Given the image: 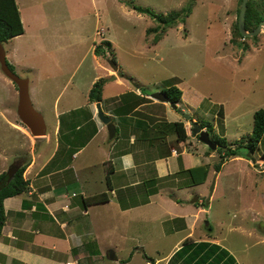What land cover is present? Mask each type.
Masks as SVG:
<instances>
[{"label": "rangeland", "instance_id": "374dc122", "mask_svg": "<svg viewBox=\"0 0 264 264\" xmlns=\"http://www.w3.org/2000/svg\"><path fill=\"white\" fill-rule=\"evenodd\" d=\"M52 1L54 14L39 13L40 27L26 24L24 43L15 42L20 65L28 70L19 71L10 66L19 78L28 80L30 101L43 117L46 135L53 131L56 110L61 112L85 104L88 82L99 72L93 65V45L104 47L102 54L97 56L99 65L111 71L110 75L118 71V75L126 76L133 87L141 86L143 94L151 95L173 85L178 87L182 91L178 107L194 108L193 117L199 123L202 120L211 123L214 132L227 141L233 142L251 133L253 113L264 109V30L254 39H242L234 33L241 0ZM254 1L264 9V0ZM127 3L157 15L179 13L189 7L191 11L184 23L167 29L161 40L153 44L158 24L149 16L130 9ZM48 19L57 28L44 33L43 24ZM103 42H109L110 48L107 49ZM11 44L14 42L4 44L6 52ZM9 60L6 59L8 65ZM111 63L116 64V72ZM0 79H3V83L0 81V103L7 106L0 107V165L15 142L19 145L22 166L30 162L31 152L36 154L38 147L44 146L49 153L50 144H41L44 137L30 136L16 113V86L1 71ZM105 83L103 80V85ZM6 84L13 86L12 91ZM108 87L103 97L121 90L113 85ZM13 125L22 128L29 141L20 138V132ZM262 153L264 138L251 160L229 159L217 179L212 175L210 182L201 187L180 183L179 190L166 198L167 204H171L176 197L181 200L186 196L185 202H180L179 209L174 212L182 211L191 217L196 209L190 202L200 194L204 205L197 204L199 220L193 237L215 238L231 253L236 264H264V214L253 216L262 210L261 199L257 197L258 187L264 186ZM208 154L214 155L213 167L219 155L215 150ZM212 184L214 188L210 194ZM70 188L72 190V185ZM148 212L158 220L168 218L164 209L157 206L142 207L120 215L102 229V237L92 242L91 251L98 254L97 250H101L99 264H115L107 257L109 251L119 259H125L129 252L135 253L128 264L154 261L167 255L187 234L180 232L159 238V222H142ZM88 260V264H96L93 259Z\"/></svg>", "mask_w": 264, "mask_h": 264}, {"label": "crops", "instance_id": "0c3cea01", "mask_svg": "<svg viewBox=\"0 0 264 264\" xmlns=\"http://www.w3.org/2000/svg\"><path fill=\"white\" fill-rule=\"evenodd\" d=\"M15 2L24 33L7 41L5 44H14L9 45L7 52L4 50L11 66L27 71L28 67L25 69L20 65L15 42L24 43L26 24L40 27L39 13L54 14V3L52 0ZM43 25L44 33L57 28L50 19ZM99 30L105 33L103 29ZM93 58L94 69L99 72L88 82L85 104L54 112L53 131L41 142L50 144V152H45L44 146L38 147L34 155L31 152L32 158L23 174L28 181L27 191L3 201L5 219L0 235V264H88V259L99 264L102 262L99 260L101 250H97L98 254L91 251L92 242L101 239L102 229L124 213L152 206L164 209L168 217L158 220L148 212L142 220L159 222V238L180 232L187 234L167 255L154 261L148 259L145 264H236L231 253L215 238L193 237L199 220L198 206H194L196 211L190 217L182 211L174 212L179 209L180 202H185L186 196L181 200L176 197L171 204L166 202L167 197L179 190L180 183L188 185V169L208 165L207 182L205 180L200 187L209 183L212 175L216 179L220 175L212 169L214 155L208 154L207 146L191 133L192 122L198 123L193 117L194 108L178 107L180 101L176 103L180 111L191 116L190 121H186L168 104L143 94L141 86L135 89L126 76L118 75V71L114 80H110L111 71L99 65L97 56L93 55ZM98 80L106 82L99 104L114 125L115 133L111 139L105 125L97 118V103L88 100V93ZM109 85L121 90L103 97ZM6 87L11 90L13 86L6 84ZM0 107L7 106L1 102ZM180 122L187 136L185 142L177 140L173 127L174 123ZM13 126L20 132V138L29 141L22 128ZM18 152L19 145L13 142L10 153L0 165V174L8 165L21 160ZM258 188L262 210L253 216L264 214V186ZM92 196H102L100 203L90 204L88 199ZM196 197L198 205H202L200 194ZM254 205L251 204L252 208ZM110 252L107 257L115 264H128L135 258L132 252L125 259H119L112 252L115 259H111Z\"/></svg>", "mask_w": 264, "mask_h": 264}, {"label": "trees", "instance_id": "16d2710c", "mask_svg": "<svg viewBox=\"0 0 264 264\" xmlns=\"http://www.w3.org/2000/svg\"><path fill=\"white\" fill-rule=\"evenodd\" d=\"M127 6L137 13H142L149 16L158 24L157 28L155 29L156 33L152 42L153 44H157L161 40L167 29L184 23L185 18L188 17L191 11V7H189L183 12H172L167 15H157L147 9L140 8L131 3H127ZM237 13H239V11H237ZM261 21H264V9H261L254 0H248L244 22L245 29L247 31H252ZM23 33L24 29L15 0H0V44L3 45L13 37L20 36ZM234 33L239 38H242L237 28V21L234 25ZM254 38L255 37H252V39ZM103 43L107 49L110 48L111 45L109 42ZM101 47L104 49L103 45H101ZM102 48H100V46L94 48V53L96 56L102 54ZM243 48L246 49V46L244 45ZM112 62H115L114 58H112ZM8 66L10 70H12L10 67L11 65ZM102 86L103 80H98L94 83L93 87L88 93L89 102H101ZM162 92L168 96L169 102L175 104L178 103L182 98V91L175 85L163 88ZM198 124L201 130H206L209 133L211 141L217 145L215 152H217L219 155V161L213 166V168L215 172L218 173L229 159L245 158L246 160H251L253 154L260 149L262 139L264 138V109H258L253 113V125L251 133L246 137L237 139L233 142H229L225 137H220L217 135L214 132L211 123L202 120L200 123L198 122ZM173 127L175 128V133L177 134V140L179 142H185L187 136L183 123H174ZM243 149L245 152L242 153L241 151ZM207 152H211V149L208 148ZM262 159L264 160V153H262ZM27 165L28 164L22 165L10 183L2 187L0 190V235L5 219L3 209L4 199L20 195L28 189V181L23 178V173ZM186 172L189 180L188 186H199L206 180L208 165L202 164L200 166L190 168ZM4 178L5 172L0 174V181L4 180ZM101 198L102 196H92L88 199V201L90 204H98L100 203ZM197 204L198 203L196 202L195 206H197ZM201 204L204 205V202L202 201Z\"/></svg>", "mask_w": 264, "mask_h": 264}, {"label": "water", "instance_id": "95a60500", "mask_svg": "<svg viewBox=\"0 0 264 264\" xmlns=\"http://www.w3.org/2000/svg\"><path fill=\"white\" fill-rule=\"evenodd\" d=\"M247 2L248 0L241 1L238 19H237V28L239 34L243 38L257 36L262 32V30H264V21H261L257 25V27L252 31H247L245 29L244 22H245V14L247 9ZM110 65L111 68L116 72L117 71L116 64L111 63ZM0 71L17 88L18 101H17L16 113L22 125L27 129L30 136L34 138L45 137L46 125L42 115L33 108L32 103L30 101L28 80L19 78L12 70H10L8 63L6 61V54L2 44H0ZM114 78L115 76H112L110 80H114ZM134 87L136 89L140 88L138 85H134ZM150 97L159 103L168 104L170 108L173 111H176L183 119H185L186 121H190L191 116L189 114L180 111L175 103L169 102L168 96L162 91L152 93ZM96 111H97V118L103 125H105L109 138L110 139L113 138L115 133L114 125L111 122V119L103 114V112L100 109L99 103L96 104ZM191 133L194 136H197L199 142L206 145L207 148L211 149L212 151L217 149V145L211 141L209 137V133L206 130H201L198 123L192 122ZM19 168L20 166H18V164L12 163L10 165L8 170L5 172L4 180L0 181V190L2 187L10 183V181L13 179ZM213 188H214V184H212L210 188V194H212ZM196 202H198V197H194L193 201H191L190 203L194 204ZM206 204H208V200L206 201ZM139 251H142V249H139ZM110 258L115 259L112 252H110Z\"/></svg>", "mask_w": 264, "mask_h": 264}, {"label": "flooded vegetation", "instance_id": "af4514ba", "mask_svg": "<svg viewBox=\"0 0 264 264\" xmlns=\"http://www.w3.org/2000/svg\"><path fill=\"white\" fill-rule=\"evenodd\" d=\"M14 163L15 164H18V166H21L20 163H19V160L18 161H15Z\"/></svg>", "mask_w": 264, "mask_h": 264}, {"label": "built area", "instance_id": "2783aa9c", "mask_svg": "<svg viewBox=\"0 0 264 264\" xmlns=\"http://www.w3.org/2000/svg\"><path fill=\"white\" fill-rule=\"evenodd\" d=\"M103 33V32H102ZM261 166H264V163H262V165Z\"/></svg>", "mask_w": 264, "mask_h": 264}]
</instances>
